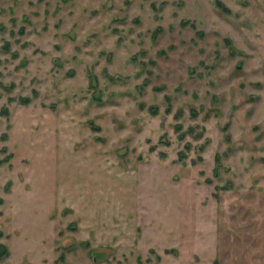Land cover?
Listing matches in <instances>:
<instances>
[{"label":"rangeland","instance_id":"374dc122","mask_svg":"<svg viewBox=\"0 0 264 264\" xmlns=\"http://www.w3.org/2000/svg\"><path fill=\"white\" fill-rule=\"evenodd\" d=\"M0 264H264V0H0Z\"/></svg>","mask_w":264,"mask_h":264}]
</instances>
